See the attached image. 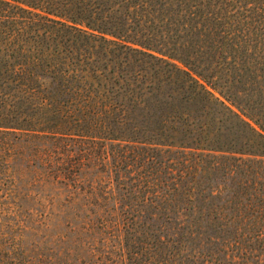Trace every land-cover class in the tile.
I'll use <instances>...</instances> for the list:
<instances>
[{
	"label": "trees",
	"instance_id": "1",
	"mask_svg": "<svg viewBox=\"0 0 264 264\" xmlns=\"http://www.w3.org/2000/svg\"><path fill=\"white\" fill-rule=\"evenodd\" d=\"M179 1L0 0V134L110 208L98 243L51 264H264V108L233 92L246 79L224 89L202 67L226 35Z\"/></svg>",
	"mask_w": 264,
	"mask_h": 264
},
{
	"label": "rangeland",
	"instance_id": "2",
	"mask_svg": "<svg viewBox=\"0 0 264 264\" xmlns=\"http://www.w3.org/2000/svg\"><path fill=\"white\" fill-rule=\"evenodd\" d=\"M178 3L187 12L199 10L201 19L213 28L216 23L217 28L223 30L226 37L220 41L224 46L221 54L210 61L204 60L205 66L202 67H208L216 74L218 78L215 80L223 84L224 89L232 85L233 76L243 81L246 79V83L238 84L237 90L232 87L233 92L244 91L239 92L238 99L243 105L255 106L253 111L258 113L264 106L251 97L264 98V81L261 84L255 82L256 76L264 74V0H180ZM210 13L218 16L219 20L209 23ZM229 38L239 43L238 53L235 54L226 43ZM240 62H246L250 69L243 68L240 72ZM17 141V136L0 134L1 163L10 164L7 159L12 155L26 156V159L20 160L22 166L17 164V169L19 167L23 171L20 175L5 172L3 166L0 168V264H51L50 254L73 247L76 242L86 246L98 243V234L93 237V233L103 226L93 221L97 215L110 211L104 205L107 197L101 190L90 193L89 181L79 183L80 188L75 192L73 186L66 182H54L46 175L35 172L32 167L40 161L36 160L35 164V158L31 160L32 149L26 148L20 153ZM95 170H103L102 165L90 168L89 179L94 176ZM95 195L99 196L98 200ZM110 202L112 208L113 201ZM168 230L178 234L174 236L176 240L187 236L174 223ZM201 242L209 247L206 236ZM205 250L208 251L207 248ZM201 257L209 256L203 254Z\"/></svg>",
	"mask_w": 264,
	"mask_h": 264
}]
</instances>
